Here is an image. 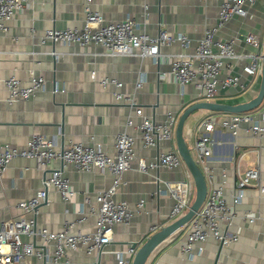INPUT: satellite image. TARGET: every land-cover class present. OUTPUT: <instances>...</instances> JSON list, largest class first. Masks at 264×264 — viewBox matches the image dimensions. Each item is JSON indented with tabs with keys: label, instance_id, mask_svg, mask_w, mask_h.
I'll return each instance as SVG.
<instances>
[{
	"label": "crops",
	"instance_id": "crops-1",
	"mask_svg": "<svg viewBox=\"0 0 264 264\" xmlns=\"http://www.w3.org/2000/svg\"><path fill=\"white\" fill-rule=\"evenodd\" d=\"M144 4L147 5V18L143 15ZM220 4V0H96L90 5V9L99 12L104 21L130 18L140 30L145 28L150 36H155L159 28L167 30L170 35L185 33L190 39L189 47L183 50L177 43L161 46L157 64L150 57L139 58L136 51L133 55H110L100 45H62L49 39L43 41L47 29H81L84 26L83 0H36L28 5L8 22L6 33L0 31V142L22 147L33 133H40L54 141L57 151L73 141L87 146L100 145L103 152L113 154L115 135L125 129L128 119L132 126L126 131L135 134L133 126L140 122V118L135 116L133 108L114 99V86L103 88L93 81L92 71L96 72L97 80L107 77L121 82L123 85L119 90L124 93L132 92L142 75L143 84L136 94V101L144 115L156 123H163L170 112L177 124L186 108L204 100L197 97L193 85L180 91L170 74L172 55L195 50L203 30L216 24ZM250 12L252 20L235 16L219 29L215 38L228 40L234 35L253 33L263 43L264 21L254 7ZM234 48L243 53L256 50L245 44L242 37ZM52 51L57 53V58L49 54ZM30 74L44 79L43 88L32 99L9 104L2 80L15 76L22 84H27ZM259 83L260 76L253 77L244 90L247 92L235 87L224 89L211 102L246 103L256 96ZM261 111L264 112V99L250 112L256 115ZM228 114L197 110L188 116L183 136L193 157L192 147L199 135L200 123L207 118L219 119ZM212 137L213 152L207 163L211 181L206 176L207 186L210 187L211 182L221 185L224 199L230 204L238 177L257 161L264 165V137L258 140L243 129L233 136L229 130L220 127H216ZM171 146L176 150L175 129L172 140L160 141L157 148L145 149L141 139H137L135 154L137 159L143 158L148 163L155 160L158 152H165ZM51 167L63 169L76 194L73 200L65 203L56 191L50 189L47 202L38 207L34 217L36 227L58 232L63 229L65 221H76L81 217L79 209L83 206L86 220L76 226L92 229L95 217L89 215L90 204L97 205L95 195L111 186L112 175L107 170L98 169L79 172L71 164L62 166L58 159L51 163ZM47 175L48 172L37 167L34 158L12 159L0 176V221L17 215V203L33 197ZM189 179L183 162L173 171L158 167L146 172L137 169V160L132 163L131 168L123 173L122 184L113 199L126 201L133 213L128 223L113 226L112 240L102 253L106 264H113L116 252L133 244L139 247L153 233L173 221L170 213L175 199L168 193L166 183ZM260 180L264 183L263 170ZM88 198L90 204L86 202ZM140 200L144 202L138 210L136 205ZM247 213L264 215V194L253 186L245 188L242 202L234 207L231 223L220 221L221 231L236 234L237 242L221 246L208 240L202 245L201 255L195 248L191 257L180 251L189 228L185 225L162 242L145 264H264V223L260 219L250 222L245 217ZM23 240L34 241L36 246L42 244L39 235L34 239L25 236ZM91 260L85 255L73 256L72 264H88ZM31 263L40 264V261L33 258Z\"/></svg>",
	"mask_w": 264,
	"mask_h": 264
},
{
	"label": "built area",
	"instance_id": "built-area-1",
	"mask_svg": "<svg viewBox=\"0 0 264 264\" xmlns=\"http://www.w3.org/2000/svg\"><path fill=\"white\" fill-rule=\"evenodd\" d=\"M36 0H0V31H8L10 22L17 12H22ZM96 0H83L86 19L81 29H47L43 34V41L49 39L62 45H100L110 55H133L143 59L150 57L158 63L160 47L177 43L180 49H187L190 39L185 33L179 32L170 35L167 30L159 28L155 36L146 33L145 28L139 29L137 23L130 18L117 22H106L101 14L90 9ZM220 9L216 24L206 27L197 41L192 53L180 51L173 54L170 74L180 91L188 85L197 90V97L204 101H213L221 90L237 88L244 91L253 77L260 76L263 43L253 33L238 34L228 40L215 38L219 29L228 24L235 16L241 19L252 20L250 9L257 3L264 6V0H220ZM147 5L144 4V18H147ZM242 37L245 44L255 48V52L243 53L235 50V44ZM57 58V53H49ZM239 69L236 71V69ZM91 79L105 88L114 86L112 92L117 102L124 103L134 109L140 122L134 127L135 134H128L126 128L132 126L130 119L126 121L125 129L119 131L114 139V152L109 155L102 151L100 145L87 146L82 143L70 141L66 148L60 151L55 149V143L40 133H33L22 147H12L6 142H0V176L6 171L9 162L16 157L34 158L37 167L47 176L42 179V186L35 195L28 200L20 201L15 206L18 214L0 221V264H32L31 259H37L40 264H72V257L85 255L92 260L88 264H106L102 259L103 248L112 240L113 226L128 223L132 216V209L126 201H115L113 196L122 184V175L129 170L132 163L137 160V169L146 172L148 169L162 167L173 171L182 164L174 147L165 152H158L154 161L146 162L136 157L135 141L141 139L143 147L149 149L158 147L160 141H171L175 129V117L168 112L163 123H156L153 118L144 115L143 110L136 101V94L141 89L143 77L140 75L134 84L132 92L124 93L119 89L122 83L116 79L104 77L96 79V72H91ZM7 90V102L32 99L37 91L44 85V79L30 74L27 84L15 76L2 80ZM246 125V126H245ZM200 131L192 147L194 160L205 177L211 181L208 160L213 152L214 139L212 134L216 127L229 130L237 136L243 129L258 140L264 137V112L256 115L251 112L228 114L219 119L207 118L200 123ZM60 160L62 166L71 164L79 172H92L107 170L113 177L111 186L95 195L96 206L90 204L89 215L95 217L92 229L85 230L76 225L86 220L83 206H80L79 217L76 221H65L63 229L58 232H48L45 228H37L35 215L40 205L47 202V193L50 189L56 191L65 203L75 197L69 179L64 175L62 168H52L51 163ZM264 165L258 161L238 177L235 184L232 202L228 204L223 196L222 186L211 182L207 189L205 200L186 224L188 231L184 242L180 246L183 254L193 256L194 249L201 255L203 244L213 240L221 246H228L237 242L236 234L223 233L220 221L228 224L234 217V207L242 202L246 187H255L260 194H264V183L260 180V173ZM168 193L175 199L170 217L172 220L184 214L193 197L194 185L190 177L185 181L166 183ZM1 192V189H0ZM140 200L136 207L143 206ZM31 215L32 217H27ZM245 217L254 222L260 219L264 223V215L247 213ZM153 230L156 227L152 228ZM42 237V244L36 246L35 242H26L23 237ZM135 249L131 246L115 253L113 264H131Z\"/></svg>",
	"mask_w": 264,
	"mask_h": 264
},
{
	"label": "water",
	"instance_id": "water-1",
	"mask_svg": "<svg viewBox=\"0 0 264 264\" xmlns=\"http://www.w3.org/2000/svg\"><path fill=\"white\" fill-rule=\"evenodd\" d=\"M264 99V42L262 47V61L260 70V83L256 96L246 103L237 105H226L209 101H198L188 108H186L180 115L176 127H175V143L176 150L187 168L189 175L194 185V197L191 201L187 211L180 217L176 218L168 225L161 227L158 231L148 237L145 242L137 247L136 244L131 245L135 249V254L132 258L131 264H145L150 254L167 238L172 236L175 232L185 226L197 213L202 206L206 194H207V181L204 173L197 165L192 156L190 149L188 148L184 136L183 127L186 119L190 114L197 110L216 111L230 114H239L244 112H250L260 106Z\"/></svg>",
	"mask_w": 264,
	"mask_h": 264
},
{
	"label": "rangeland",
	"instance_id": "rangeland-1",
	"mask_svg": "<svg viewBox=\"0 0 264 264\" xmlns=\"http://www.w3.org/2000/svg\"><path fill=\"white\" fill-rule=\"evenodd\" d=\"M254 9L255 11L259 14L258 16L261 17V19L264 21V6L260 3L256 4L254 6ZM259 76V75H258ZM257 76V77H258ZM247 92V91H244V93ZM194 154V153H193ZM194 197V196H193ZM193 197H192V200H193Z\"/></svg>",
	"mask_w": 264,
	"mask_h": 264
}]
</instances>
